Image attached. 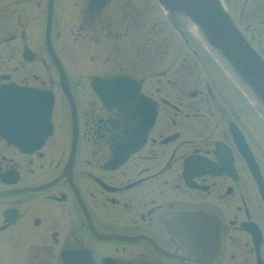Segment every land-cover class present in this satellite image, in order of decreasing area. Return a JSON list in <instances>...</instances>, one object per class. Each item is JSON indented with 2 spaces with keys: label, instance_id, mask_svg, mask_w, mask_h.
Returning a JSON list of instances; mask_svg holds the SVG:
<instances>
[{
  "label": "flooded vegetation",
  "instance_id": "af4514ba",
  "mask_svg": "<svg viewBox=\"0 0 264 264\" xmlns=\"http://www.w3.org/2000/svg\"><path fill=\"white\" fill-rule=\"evenodd\" d=\"M144 1L0 0V93L55 95L39 147L0 133V264H264V120Z\"/></svg>",
  "mask_w": 264,
  "mask_h": 264
},
{
  "label": "water",
  "instance_id": "95a60500",
  "mask_svg": "<svg viewBox=\"0 0 264 264\" xmlns=\"http://www.w3.org/2000/svg\"><path fill=\"white\" fill-rule=\"evenodd\" d=\"M163 7L177 18L192 22L203 39L218 54L227 69L254 96L264 111V60L251 47L220 0H160ZM2 105L9 122L5 123L4 135L10 142L18 143L43 116L49 119L52 98L48 100L47 112L42 113L41 104L47 100L32 89L9 87L3 92ZM50 126V125H48ZM49 128V127H48ZM49 132V131H48ZM28 142L30 141L27 139ZM26 140V141H27ZM29 148L32 146H21Z\"/></svg>",
  "mask_w": 264,
  "mask_h": 264
},
{
  "label": "rangeland",
  "instance_id": "374dc122",
  "mask_svg": "<svg viewBox=\"0 0 264 264\" xmlns=\"http://www.w3.org/2000/svg\"><path fill=\"white\" fill-rule=\"evenodd\" d=\"M144 2L149 3V5L152 6L154 10H156V13H155V15L152 16V18L157 19L158 21L161 22V24L164 27V30L166 31L167 34H172L173 32L177 31L176 29L174 30L172 28L173 22L164 14V12L161 10V8H160V6L156 0H146ZM228 2L229 3L231 2L230 7L233 8L232 10L235 12L236 17L238 16L240 19V17H242V10H244V12H245V23L247 25L251 24L252 27H258L259 31L262 32V29H260L259 21H260V19L264 20V13H259L256 11V5H258L260 0H249V4L247 5L246 8L244 7L242 0H241V2H240V0H229ZM255 13H259L261 15V17ZM256 19H258L257 22H256ZM245 23L242 21V25L244 27L246 26ZM183 29L184 28L182 26H180L179 30H183ZM250 33H252L251 30H250ZM187 35L188 34H186V36ZM249 35H251V34H249ZM190 36L192 37V41L195 45V48H199L202 50L203 45H202L201 41L192 33L190 34ZM260 40L264 42L263 38H261ZM254 41L256 44H259L260 46H262L261 42H259L257 39H255ZM176 42H177L178 46H182V44H183L182 39L179 38L178 35L176 38ZM169 57H171V56H169ZM58 133L60 135L61 131H59ZM263 133H264V130L262 131V133L260 132L259 135L263 137V135H262ZM263 146H264V143H263Z\"/></svg>",
  "mask_w": 264,
  "mask_h": 264
}]
</instances>
